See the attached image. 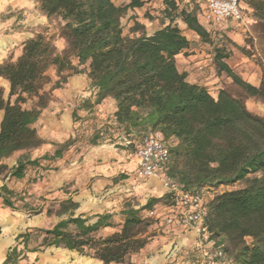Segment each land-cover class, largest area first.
Wrapping results in <instances>:
<instances>
[{
  "label": "trees",
  "instance_id": "trees-1",
  "mask_svg": "<svg viewBox=\"0 0 264 264\" xmlns=\"http://www.w3.org/2000/svg\"><path fill=\"white\" fill-rule=\"evenodd\" d=\"M48 17H61L63 33L70 53L58 54L42 34L22 42L23 52L16 59L0 63V77L10 83L9 97L0 87V163L19 154L9 173L15 180L25 177L29 166H39L41 158L29 151L44 140L35 126L50 95L43 91L51 82L47 71L54 66L58 80L52 89L67 83L70 73L84 72L87 67L96 99L74 108V121L79 110H92L94 105L111 98L115 101V122L124 138L135 144L147 133L159 131L170 148L167 175L186 191L219 188L242 183V186L216 194L208 204V213L200 224L205 242H213L214 250L205 256V264H215L212 255L221 247L229 264H264V115L250 111L243 98L222 88L214 95L206 86L191 83L187 73L179 70L176 57L191 46L175 19L180 18L205 43H212L210 31L200 21L198 6L189 9L179 0H162L170 22L152 34L125 35L123 18L130 9L142 7L146 0H129L117 5L113 0H39ZM257 16L264 20V0H252ZM136 27H143L136 24ZM71 55L77 60L73 63ZM229 53L215 47L218 73H226L247 95L264 98V70L259 86L245 81L225 61ZM66 73V74H65ZM36 103L27 106V102ZM96 139L92 141L93 144ZM72 140L60 146L52 156L61 158ZM7 166L0 165L2 172ZM16 191L0 184V198L6 207L16 206ZM168 205L173 202L167 194ZM156 198L143 206L126 203L121 210L123 223L119 230L106 236L99 233L114 227L113 215L103 213L96 219L75 215L79 202L72 197L60 202L57 215H67L43 233L40 247L75 250L104 264L125 263L132 253L142 250L151 236L152 225L144 211L153 210ZM42 209L34 210L39 213ZM47 214H53L51 208ZM31 231L21 233L16 245L7 253L3 264H17L27 257ZM22 245V248H20ZM36 247L33 251H37Z\"/></svg>",
  "mask_w": 264,
  "mask_h": 264
},
{
  "label": "rangeland",
  "instance_id": "rangeland-1",
  "mask_svg": "<svg viewBox=\"0 0 264 264\" xmlns=\"http://www.w3.org/2000/svg\"><path fill=\"white\" fill-rule=\"evenodd\" d=\"M152 2L151 7L146 10H142L140 14H131L130 11L127 12L126 16L123 18L124 34L125 35H140L143 31L154 32L157 29L162 28L170 22V17L166 14V5L162 0H148ZM180 6L187 5L189 9L198 6L202 10L204 4L202 2H197V0H179ZM243 15L244 20L238 23H232L230 21H225L214 26L206 25L202 19L203 25L210 31L212 43H205L201 41L200 37L192 36L190 38L193 47L201 52H204L203 65L199 67V71L203 72L209 79L219 76V82L216 84L211 83L207 88L214 94L217 95L220 86L228 90L232 95L236 97L243 98L247 108L254 113H264V98L253 97L246 94V92L236 85L233 80L227 76L226 73L222 72L218 74L215 64V47L223 46L229 53V57L225 61L232 67V69L239 74L242 78H255L263 74L264 70V20L257 16L256 10L252 3V0H243ZM139 18L140 20H136ZM180 18L175 19L174 24L179 26ZM136 24H141L143 27H136ZM64 22L61 17L52 16L48 17L44 14L41 9V3L39 0H0V45H7L8 57L4 62L11 59H16V49L19 47L15 44L12 39L16 33L29 32L30 36L24 37L23 41L27 38L36 36L37 34H42L45 39L50 42L55 47V52L58 54L70 53L69 42L63 33ZM182 31L186 30L184 24H181ZM189 51L186 55H189ZM71 59L75 61V58L71 55ZM84 68V72L75 73L74 71H67L70 76L76 75L80 78V82L84 85L85 80H89L87 67ZM197 69V68H196ZM65 73V74H66ZM47 74L51 78V82L46 84L43 91L50 95V99L46 108H51L53 104L62 106V108H71L74 110L75 107L80 106L84 100L90 99L94 102L96 99L95 89L91 86V81L87 83L83 88V92L70 95L67 83H64L61 88L52 89L58 80V75L56 68L50 66ZM202 74V73H201ZM196 76V73L194 74ZM74 93V92H73ZM36 103V99H31L27 102V106H31ZM94 105L92 110L86 114V110H79L78 114L80 119L74 121L73 130L71 136H64L61 142H55L53 140L52 134H48V127L43 124L38 129L39 135L43 138L44 143L35 149L29 151V155L33 158H41L39 165V171L35 173L34 166H30L29 180L25 187L21 191H16V206L19 209L14 210L15 212L28 211L34 214V210L42 209L46 211L51 208L53 214L49 215L50 228H52L54 220H61L66 218L67 215L59 216L56 212L60 209L59 198H53V192L47 189L48 182L50 181L48 175L51 172L57 173L60 165L57 166L59 162L68 156L67 164L69 166L73 164H79L82 162L80 158L81 154L87 149L94 148L95 145L104 143L111 145L112 157L109 158V164L114 168H118L115 171V175L112 178L114 181L113 185H108V187H114L116 183L120 184L122 190L119 195L120 198L117 199L116 205H114V211L111 213L113 215L114 227L113 230H119L123 223V216L121 215V210L124 208L126 203H132L134 205L141 204V199L156 198V203L153 207L155 215H151L150 211H144V214L149 218L152 225L148 228L147 234L151 236L147 245L137 253H132L127 257V261H132L135 264H205V253L203 252V245L198 248L193 247L179 253L168 252L164 248L167 244L165 241L160 242L157 246L145 249L148 247L151 240H154L156 236L164 235L166 225L161 224L162 217L166 213L165 205L169 203V199L166 198L167 195H160L156 191L152 193H140V195L131 197V186L135 183H146L147 179L140 174L138 164L132 148H126L120 143L119 136H124L123 130L118 127L115 122L114 112L110 113L107 117H101L98 108H113V101L104 102ZM102 105V106H100ZM115 105V103H114ZM257 113V114H259ZM264 115V114H263ZM43 136H46L45 138ZM52 138V139H51ZM96 139L95 144L92 141ZM72 140L71 145L64 149L61 158L54 159H44L42 156L47 154L52 156L54 152L62 146L67 141ZM131 178L133 179L131 181ZM135 182V183H134ZM36 186V187H35ZM242 186V183H236L234 185H223L219 188H205L202 190L206 201H211L213 197L226 190L233 188H238ZM75 180L70 181L66 184L63 189L69 192L79 191L75 196L80 195L85 192L79 189H74ZM89 188V187H88ZM107 188V187H106ZM151 194V197H148ZM2 199V198H1ZM3 201V200H2ZM114 200L113 202H115ZM146 204V203H144ZM143 204V205H144ZM140 205V206H143ZM83 214V216L91 217L95 220V214L90 212L88 209H83L81 206L75 211V215ZM154 226V227H153ZM47 229V228H40ZM40 229L32 231L33 235L43 236ZM36 231V232H35ZM109 233L101 231L99 235L106 236ZM205 242V240H204ZM143 250H147L144 251ZM96 260L82 255L79 252L72 250L70 253V262L66 264H91ZM156 263H155V262ZM115 264H125V263H115Z\"/></svg>",
  "mask_w": 264,
  "mask_h": 264
},
{
  "label": "crops",
  "instance_id": "crops-1",
  "mask_svg": "<svg viewBox=\"0 0 264 264\" xmlns=\"http://www.w3.org/2000/svg\"><path fill=\"white\" fill-rule=\"evenodd\" d=\"M117 5H125L129 3V0H113ZM199 3L200 0H197ZM204 4V3H203ZM152 2L146 0L145 4L142 7L130 9L131 14H140L144 9L146 10L148 7H151ZM136 20H140L139 18H135ZM201 21V20H200ZM202 22V21H201ZM224 23V22H222ZM181 24H184L186 30L183 32L187 37L192 36L194 39L195 32L188 29L187 25L179 20V27L181 29ZM148 34H152L153 32H147ZM195 33V34H194ZM29 32L16 33L13 36V40L15 44H18L19 47L16 49V57H19L23 52V39L24 37L30 36ZM197 35V34H196ZM190 40V38H188ZM7 45H0V63H3L5 59L8 57V50L6 49ZM189 51V55L186 53ZM204 52L197 50L191 46L184 50V52L180 53L176 57L177 66L179 70L187 73V80L191 83H197L204 86H209L211 83L216 84L219 82V76L213 77L209 79L206 78L203 72L199 71V67L203 65L204 60ZM75 65H77V60L73 61ZM197 68V69H196ZM196 73V76L194 74ZM202 73V74H201ZM220 74V73H218ZM245 81H248L256 86H259L262 80V75L257 76L255 78H243ZM91 80H85L86 84ZM86 84H82L80 82V78L76 75L69 76L67 85L69 88V94H77L83 92V87ZM0 87L4 89V96L7 99L10 93V83L3 77H0ZM223 87L220 86V89ZM74 92V93H73ZM96 93V91L94 92ZM113 101V108L108 110V108H98L99 114L101 117H107L110 113L116 111V105H114L115 101L111 98L105 99L104 102ZM51 108H45L39 117V120L35 124V126L39 129L41 125L46 124L48 127V134H52L54 137L53 140L55 142H61L64 136H71V132L73 130V117L71 108H62V106L57 104H53ZM100 105V106H102ZM264 110V108H261ZM91 111V110H90ZM86 114L89 111H85ZM259 113V112H257ZM263 115L264 113H259ZM114 115V114H113ZM4 117V110H0V125L2 119ZM44 138L46 136H43ZM52 139V138H51ZM121 140L120 143L124 144V136H119ZM111 145L107 144L105 141L99 145H95L92 149H87L80 156L82 159L81 163L73 164L69 166L67 164L68 156L65 157L62 162L57 164L60 165L57 173L51 172L48 175L49 182L47 185V189L53 192V198H59L60 200L67 199L72 197L75 201L79 202L81 208L88 209L95 215L103 214V213H113L114 205L117 203V199L120 198V194L122 192L120 188V184L116 183L114 187H108V185H113L114 181L117 182V178L113 180L114 173L118 168H114L108 163L109 158L112 157L113 147L110 148ZM19 154L12 155L8 158H5L1 163L6 165L7 167L0 171V184H7L9 188L15 191H21L23 187H25L26 183L30 179V166L27 169L26 175L21 180H15L10 177V169L16 165L17 157ZM35 173L39 171V166H34ZM147 182L143 184H132L131 186V197L140 195V193H152V191H156L160 195H167L168 190L165 185V181L163 177H155V178H146ZM75 180L74 189H79L80 191H85L78 196L79 191L69 192L68 190H64L63 187L68 184L70 181ZM133 179L131 178V181ZM133 182V181H132ZM36 187V186H35ZM89 187V188H88ZM107 187V188H106ZM148 197H151L149 194ZM116 200L115 202H113ZM148 200L145 198L141 199V204L135 205L140 206L146 203ZM134 205V204H133ZM165 211L168 212L169 205H165ZM49 215H47L46 211H41L39 213H30L26 210L21 212H15L10 207H6L3 204L2 199L0 198V264H3L8 251L16 245V238L19 234L24 233L26 231H34L38 228H50ZM96 218V217H95ZM60 220V219H59ZM54 220L52 227L59 221ZM161 224L166 225L165 234L156 236L154 240H151L148 247L145 249H149L157 246L162 241H165L167 244L164 248L168 252L179 253L181 251L188 250L190 248L203 245V252L205 255L207 253L213 251L214 244L213 242H204V234L200 224H191L188 226H179V225H169L166 224L163 220H161ZM154 227V226H153ZM105 233L114 232L111 227H107L102 230ZM36 232V231H35ZM42 236H35L31 234V238L28 243V251L27 257L20 260L17 264H66L70 262V253L72 250L61 248V247H40ZM38 247L37 251H33L34 248ZM22 248V245H20ZM147 251V250H143ZM96 261L91 264H104L102 261L95 259ZM155 262V261H154ZM156 263V262H155ZM115 264V263H111Z\"/></svg>",
  "mask_w": 264,
  "mask_h": 264
},
{
  "label": "built area",
  "instance_id": "built-area-1",
  "mask_svg": "<svg viewBox=\"0 0 264 264\" xmlns=\"http://www.w3.org/2000/svg\"><path fill=\"white\" fill-rule=\"evenodd\" d=\"M243 0H200L204 7L199 17L208 26H214L225 21L242 22ZM126 144L132 141L124 138ZM134 155L140 174L146 178L163 177L168 193L172 194L173 202L162 220L169 225L188 226L201 224L208 213L209 201H206L201 190L186 191L180 184L167 175L170 163V148L163 134L159 131L144 134L135 144ZM155 215V211H150ZM211 254V252L207 253ZM217 258L215 264H229L227 255L221 247L212 253Z\"/></svg>",
  "mask_w": 264,
  "mask_h": 264
}]
</instances>
